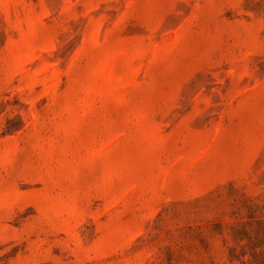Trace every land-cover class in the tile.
<instances>
[{
  "label": "rangeland",
  "instance_id": "1",
  "mask_svg": "<svg viewBox=\"0 0 264 264\" xmlns=\"http://www.w3.org/2000/svg\"><path fill=\"white\" fill-rule=\"evenodd\" d=\"M0 264H264V0H0Z\"/></svg>",
  "mask_w": 264,
  "mask_h": 264
}]
</instances>
